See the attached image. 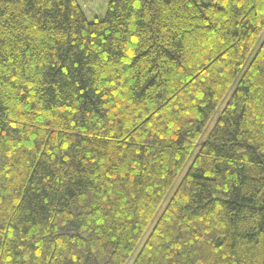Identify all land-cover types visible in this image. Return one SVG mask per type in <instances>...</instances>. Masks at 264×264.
<instances>
[{
	"label": "trees",
	"instance_id": "1",
	"mask_svg": "<svg viewBox=\"0 0 264 264\" xmlns=\"http://www.w3.org/2000/svg\"><path fill=\"white\" fill-rule=\"evenodd\" d=\"M0 264H264V0H0Z\"/></svg>",
	"mask_w": 264,
	"mask_h": 264
},
{
	"label": "rangeland",
	"instance_id": "2",
	"mask_svg": "<svg viewBox=\"0 0 264 264\" xmlns=\"http://www.w3.org/2000/svg\"><path fill=\"white\" fill-rule=\"evenodd\" d=\"M80 5L82 6L83 10L85 11L87 18L89 21H93L94 19H99L101 17H103L105 15L106 9H107V4L109 3L110 0H78ZM206 2H211L212 0H205ZM213 125V123L208 127L206 134L209 132L210 127ZM206 136H204L205 138ZM201 144V142H200ZM200 144L198 145V147H196V149L194 150L192 156L190 157L189 161L186 163V165L184 166V168L182 169V172L180 173V175L178 176L173 190H175V188L178 186V184L180 183V181L182 180L183 176L185 175V173L187 172L189 166L191 165L195 155L198 153L199 148H200ZM172 190V191H173ZM166 202H164V204L162 205L161 209H160V213L163 211V209L166 206ZM159 215V214H158ZM158 217V216H157ZM151 229L148 231V233H146L143 242L145 241V239L147 238V236L149 235ZM142 242V243H143ZM142 243L140 244L139 248L136 250L134 257L137 255V253L139 252L140 248L142 247Z\"/></svg>",
	"mask_w": 264,
	"mask_h": 264
}]
</instances>
